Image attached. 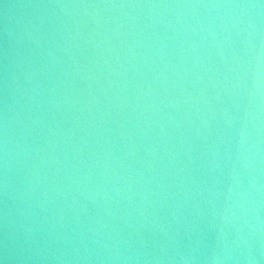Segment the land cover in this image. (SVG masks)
Here are the masks:
<instances>
[{"label": "water", "instance_id": "95a60500", "mask_svg": "<svg viewBox=\"0 0 264 264\" xmlns=\"http://www.w3.org/2000/svg\"><path fill=\"white\" fill-rule=\"evenodd\" d=\"M0 264H264V0H0Z\"/></svg>", "mask_w": 264, "mask_h": 264}]
</instances>
